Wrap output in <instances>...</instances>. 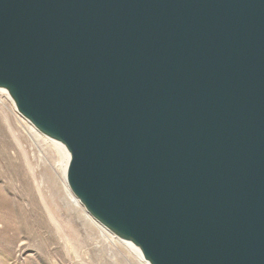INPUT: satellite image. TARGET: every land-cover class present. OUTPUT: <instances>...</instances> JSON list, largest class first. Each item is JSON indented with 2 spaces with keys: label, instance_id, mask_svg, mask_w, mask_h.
<instances>
[{
  "label": "water",
  "instance_id": "1",
  "mask_svg": "<svg viewBox=\"0 0 264 264\" xmlns=\"http://www.w3.org/2000/svg\"><path fill=\"white\" fill-rule=\"evenodd\" d=\"M0 88L150 264H264V0H0Z\"/></svg>",
  "mask_w": 264,
  "mask_h": 264
},
{
  "label": "rangeland",
  "instance_id": "2",
  "mask_svg": "<svg viewBox=\"0 0 264 264\" xmlns=\"http://www.w3.org/2000/svg\"><path fill=\"white\" fill-rule=\"evenodd\" d=\"M0 93L6 103L0 104V264H148L130 249L136 247L113 235L82 204L77 212L67 209L60 187L62 157L55 147L59 143L20 114L6 91L0 89ZM12 129L38 155L33 159L34 174ZM38 186L47 195L60 228L47 211Z\"/></svg>",
  "mask_w": 264,
  "mask_h": 264
},
{
  "label": "bare ground",
  "instance_id": "3",
  "mask_svg": "<svg viewBox=\"0 0 264 264\" xmlns=\"http://www.w3.org/2000/svg\"><path fill=\"white\" fill-rule=\"evenodd\" d=\"M1 90H4L7 92V94L10 96V94L8 93V91L5 89V88H0ZM12 99V98H11ZM0 104H2L3 106H5V101L3 100V95L2 93H0ZM34 126V125H33ZM35 127V126H34ZM13 134H14V137H15V140H16V143L18 144V146L20 147V149L22 150V153H23V157H24V160L26 162V164L28 165V167L31 169L32 173L34 174V166H33V159L36 158V156H38L37 154H35L34 152V148H28V147H25L23 144H22V141L20 139V135L19 133H16L13 129ZM43 134V133H42ZM31 140H32V144L33 146H38L39 143L38 141L34 138L33 135H29ZM46 136V135H45ZM49 138V137H48ZM51 140L61 144H55V147L56 149L58 150V152L60 153L62 159H61V163H60V169H61V182H60V187H61V192H62V198L64 200V203L67 207L68 210L70 211H73V212H77L78 210V206H80V204H82V202L80 201V199L76 196V194L72 191V189L70 188L69 184H68V181H67V169H68V165H69V161H70V153L68 151V149L66 148V146L60 142V141H57V140H54L52 138H50ZM63 145V146H62ZM39 148V146H38ZM41 150V149H39ZM42 151V150H41ZM41 155V154H40ZM41 159H44V157H40ZM32 174V175H33ZM37 175V174H36ZM38 176V175H37ZM34 177V176H33ZM35 178V177H34ZM37 180V179H36ZM38 182V181H37ZM42 182V181H41ZM40 182V183H41ZM42 184V183H41ZM38 191H39V194L41 196V199L42 201L44 202L45 206H46V209L47 211L49 212L51 218L54 220V222L56 223V225L60 228L61 225L58 221H56L55 219V215H54V211H53V208L49 205L48 203V200L45 196V193L44 191L42 190V188L40 186H38ZM57 193V192H56ZM60 194V192H59ZM59 196V195H58ZM83 205V204H82ZM84 206V205H83ZM85 207V206H84ZM86 208V207H85ZM87 210V209H86ZM88 212V211H87ZM89 213V212H88ZM90 214V213H89ZM91 215V214H90ZM95 219V218H94ZM98 221V220H97ZM99 222V221H98ZM100 223V222H99ZM101 224V223H100ZM103 225V224H102ZM104 226V225H103ZM105 227V226H104ZM64 228V227H63ZM110 231V230H109ZM115 235V234H113ZM102 236H104V234L102 233ZM116 236V235H115ZM106 237V234L105 236ZM119 238V237H118ZM121 239V238H119ZM109 241H113L114 240V236L112 238H108ZM122 241L126 242V243H129L131 244V246L133 245L134 247H136L138 250H136L135 248L133 247H130V249H132V252L133 250L137 253V255L141 258L144 259V256H143V253L141 251V249L139 247H137L132 241H128V240H124V239H121ZM142 254V256H141ZM145 260V259H144ZM146 261V260H145ZM144 261V262H145ZM148 262V261H146ZM146 264V263H145ZM148 264H150V262H148Z\"/></svg>",
  "mask_w": 264,
  "mask_h": 264
}]
</instances>
